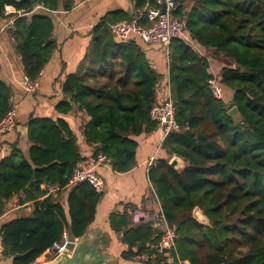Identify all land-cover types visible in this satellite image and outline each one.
Segmentation results:
<instances>
[{
  "label": "trees",
  "instance_id": "trees-1",
  "mask_svg": "<svg viewBox=\"0 0 264 264\" xmlns=\"http://www.w3.org/2000/svg\"><path fill=\"white\" fill-rule=\"evenodd\" d=\"M0 0L23 10L9 32L21 56L24 75L37 78L54 49L50 11L71 8V0ZM139 9L145 0H132ZM174 14L184 17L191 39L223 54L219 79L232 90L226 103L212 96L207 84V59L177 37L170 43L167 61L170 95L178 130L167 133L161 148L183 158L175 170L165 159L147 170L167 222L176 230L175 248L155 250L159 233L150 225H132L126 214L112 213L111 228L127 245L121 256L148 253V264H264V0H173ZM192 1V2H190ZM111 12L92 29V40L77 71L63 82L64 98L57 110L67 113L76 104L89 120L83 128L93 156L111 160L118 173L136 165V136L157 127L149 112L156 103L160 75L142 48L132 39L118 41L109 32L111 22L130 19ZM11 91L0 79V119L11 108ZM238 119L228 114L232 107ZM28 158L11 144L0 160V215L6 202L19 192L32 202L29 214L0 227L3 257L13 264H33L63 232L79 238L95 218L101 192L88 182L67 188L66 203L46 195L41 184L64 187L81 160L76 138L61 119L31 117ZM198 206L208 224L191 215Z\"/></svg>",
  "mask_w": 264,
  "mask_h": 264
},
{
  "label": "crops",
  "instance_id": "crops-1",
  "mask_svg": "<svg viewBox=\"0 0 264 264\" xmlns=\"http://www.w3.org/2000/svg\"><path fill=\"white\" fill-rule=\"evenodd\" d=\"M36 2H33L32 10L40 7ZM71 2V8L68 10L62 9L61 2L58 10L50 11L53 24L51 39L54 49L39 72V83L34 92L30 93L24 89L23 64L20 54L16 51V42L9 30L0 31V79L10 88V103L15 109L13 129L0 135V160L10 153L11 144L14 142L28 158L31 146L27 138L29 118H61L76 138L81 156L77 165L84 168L92 167L94 144L87 143L83 135V128L89 120L88 114L76 104H73L67 113H62L57 110L56 104L65 97L62 85L66 76L77 71L80 61L88 50L94 25L111 12H126L133 16L136 9L132 0H71ZM9 10L14 11V8L9 6ZM5 19L7 17L0 19V27L5 23ZM180 38L207 59V72L211 75H219L223 66L232 64L225 57L230 62L228 65H222L220 56H224L223 54L216 53L212 48L205 47L191 39L187 31ZM128 39L134 40L142 48L151 67L160 75L156 85V102H158L167 93L169 84L167 59L163 49L158 45L145 44L133 34L125 40ZM223 87L228 97L226 101L222 100L228 103L233 92L228 87L224 85ZM164 138L163 130L158 125L154 130L136 136L138 143L136 165L128 172H115L111 169L110 163L94 168L104 180L105 186L101 191L93 222L87 227L84 235L76 239L87 249H97L102 256L111 261V264H140L135 256L129 258L121 256L122 251L127 249V245L122 241V233L110 227L109 216L112 213L120 215L125 213L127 219L135 225L132 222L131 213L149 192L148 167L157 164L159 159L170 161L172 157L161 148ZM66 195L67 190L63 189L55 193L54 197L65 204ZM14 198L15 196L6 202L5 210L0 215V227L7 221L29 214L32 210V202H24L19 209H12L10 204ZM154 230L160 233L159 229L154 228ZM52 259L48 249L33 264L47 263ZM0 264L13 263L11 258L3 257ZM182 264H189V262L184 260Z\"/></svg>",
  "mask_w": 264,
  "mask_h": 264
},
{
  "label": "built area",
  "instance_id": "built-area-1",
  "mask_svg": "<svg viewBox=\"0 0 264 264\" xmlns=\"http://www.w3.org/2000/svg\"><path fill=\"white\" fill-rule=\"evenodd\" d=\"M41 7V6H40ZM164 7V12L161 11ZM176 3L173 0H145L143 5L136 10V13L130 19L111 22L108 26L109 32L116 39L125 40L130 35H136L145 44L158 45L162 47L164 55L168 61L170 54V43L172 39L181 37L186 31L184 17H177L174 12ZM13 12V13H12ZM23 10H9V6H5L3 15L7 17L5 23L0 27V31L11 30L14 26L15 18L22 15ZM23 86L27 92H34L39 83V74L35 79H29L24 75ZM207 84L212 96L216 99H223V88L219 79V75L213 74L207 79ZM150 118L163 130L164 137L171 130H178V125L174 120V106L170 95V86L163 98L154 103L149 112ZM15 125V109L11 106L0 119V135L5 134L13 129ZM108 159L97 154L91 158V168H84L76 165L67 181L65 189L74 186L80 182H88L96 192H101L103 188V179L95 171V166L107 165ZM41 188L46 195H54L62 191L64 187L58 183L41 184ZM25 194L19 192L12 200L10 207L19 209L23 206ZM33 209V204L31 205ZM132 222L135 225H150L153 229L160 230L159 239L155 250L158 253H168L175 248L177 240L176 230L167 222L162 211L159 199L155 189L149 183V192L144 196L142 202L136 206L132 213ZM67 242V233L63 232L60 239L53 242L49 251L52 257L57 256L65 249ZM48 250V249H47ZM3 245L0 237V260L3 258ZM148 253H140L135 255V259L140 264H148L150 260ZM178 264H182L179 261Z\"/></svg>",
  "mask_w": 264,
  "mask_h": 264
},
{
  "label": "water",
  "instance_id": "water-1",
  "mask_svg": "<svg viewBox=\"0 0 264 264\" xmlns=\"http://www.w3.org/2000/svg\"><path fill=\"white\" fill-rule=\"evenodd\" d=\"M27 1L35 2L36 0ZM161 11L164 12V7H162ZM228 114L233 116L234 119H238L239 117L235 106L230 108ZM109 163H111V160H109ZM168 164L175 170L180 171L187 165V162L177 155H172ZM104 186L105 182L103 180V188ZM191 215L197 222L201 224H208L207 217L198 206L193 208ZM43 264H111V261L102 256L97 249H87L84 244L77 241L75 237L67 232V242L63 252L53 257L51 261Z\"/></svg>",
  "mask_w": 264,
  "mask_h": 264
},
{
  "label": "rangeland",
  "instance_id": "rangeland-1",
  "mask_svg": "<svg viewBox=\"0 0 264 264\" xmlns=\"http://www.w3.org/2000/svg\"><path fill=\"white\" fill-rule=\"evenodd\" d=\"M220 58H221V60H222V65H228L229 64V62L230 61H228L226 58H225V56H220ZM222 88H223V100H227V97H228V95H227V93L225 92V88L223 87V85H222Z\"/></svg>",
  "mask_w": 264,
  "mask_h": 264
},
{
  "label": "bare ground",
  "instance_id": "bare-ground-1",
  "mask_svg": "<svg viewBox=\"0 0 264 264\" xmlns=\"http://www.w3.org/2000/svg\"><path fill=\"white\" fill-rule=\"evenodd\" d=\"M169 61V60H168Z\"/></svg>",
  "mask_w": 264,
  "mask_h": 264
}]
</instances>
